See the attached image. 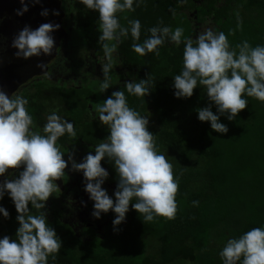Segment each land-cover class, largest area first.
I'll use <instances>...</instances> for the list:
<instances>
[{"label": "trees", "instance_id": "16d2710c", "mask_svg": "<svg viewBox=\"0 0 264 264\" xmlns=\"http://www.w3.org/2000/svg\"><path fill=\"white\" fill-rule=\"evenodd\" d=\"M136 2L134 12L117 13V18L125 27L129 26L128 20L140 21L141 43L150 35L148 29L159 22L173 31L182 27L184 37L195 40L200 25L209 21L214 24V32L228 37L230 49L238 52L236 46L243 41L252 47L264 46V0H142L139 7ZM78 11L85 30V52L92 54L93 49L95 52V48L102 47L95 40L102 35L97 33L99 13L85 5ZM132 43L129 33L118 46V53L128 65L130 82L152 76L154 87L144 98L129 94L125 82L114 91H123L128 106L141 116L146 115L149 120L148 115H152L154 123L149 121L148 131L154 135L158 154L165 155L173 165L179 183L176 218L156 216L153 221L144 222L143 214L131 206L136 202L133 198L118 233L100 237L95 229L85 227L84 237L54 215L46 222L61 240V249L56 260L50 257L49 263L223 264L220 252L229 239L239 238L253 228H264V102L245 94L247 107L229 121L227 113H218L206 88L199 83L191 97L177 98L174 77L183 70L184 44L166 40L159 47L158 56H141L132 50ZM110 77L113 82L114 77ZM102 82L94 90L62 88V95L57 96L59 104L53 107L59 116L74 124L75 138L83 143L79 150L83 157L87 149L95 155L96 146L106 142L109 135L108 126L89 114L94 110L91 101L98 99ZM114 91H108L109 97ZM81 93L86 96L84 99ZM208 106L219 116V122L228 127L227 133H217L210 122L198 119L197 110ZM63 137L66 142L72 138L67 133ZM101 166L108 172L107 180L117 186L119 176L114 162L105 157ZM4 198L6 210L10 206L4 236L14 240L20 226L18 213L7 192ZM193 201H198V205L193 206ZM29 209L30 214H38L31 204ZM106 215L107 227L113 225L116 214L110 209Z\"/></svg>", "mask_w": 264, "mask_h": 264}, {"label": "clouds", "instance_id": "9594fccd", "mask_svg": "<svg viewBox=\"0 0 264 264\" xmlns=\"http://www.w3.org/2000/svg\"><path fill=\"white\" fill-rule=\"evenodd\" d=\"M40 0H31L37 4ZM88 9L99 13V43L102 46L106 63L102 66L103 82L100 92L111 86L110 71L116 66L115 54L118 45L129 36L133 39L132 50L141 56L148 53L159 55V47L166 40L176 45L184 44L183 70L174 77V95L177 98H189L199 85L206 88L209 101L217 106L220 115L228 114L232 121L244 110L248 102L244 97H254L264 102V46L252 47L247 41L230 49L228 37L207 29L195 40L184 37V29L170 26H157L148 29L150 35L140 42L141 23L128 20V27L122 26L117 13L134 12V0H80ZM183 2V0H181ZM21 9L16 15L28 11V4L20 0ZM142 0H137L136 7ZM175 14L174 10H170ZM44 9L40 15L47 17ZM53 15L59 12L53 11ZM59 24L44 23L32 30L25 25L13 38L11 47L17 49V58L28 59L51 55L54 38L50 33L56 31ZM237 27H240L238 23ZM195 44V46H194ZM36 67L44 71L45 63ZM230 72V75H229ZM129 94L137 97L149 95L154 87V77L147 76L139 82H126ZM29 101L20 96L7 95L0 91V176L8 169L24 170L16 179H5L0 184V199L7 192L14 202L19 228L16 239L8 236L0 239V264H49V258L55 261L61 249V240L55 230L46 222L45 202L53 193L60 191L55 183L65 177V168L71 163V170L83 172L85 191L94 201L92 216L99 219L101 213L110 209L116 214L113 225L125 220L131 206L143 214L144 222H151L156 216L174 220L177 213L176 195L179 190L178 179L174 176L173 165L163 154H158L154 135L148 131L149 120L128 106L125 93L114 91L103 103L96 105V112L101 124L108 126L106 142L95 148V155L87 154L83 162L77 163L74 153L65 161L64 153L57 145L60 137L67 133L75 138L77 133L72 122H68L53 111L47 116L43 135L34 131L33 117L26 105ZM201 122H210L211 129L217 133H227L228 127L219 122V116L213 114L210 106L197 110ZM150 115V114H149ZM108 158L114 162L119 176L115 203L101 185L108 177V172L101 166V161ZM9 175H11L9 173ZM182 175V173H181ZM193 201V206L198 205ZM31 208L38 214H30ZM0 214L8 218L9 213L0 207ZM223 264H264V228H253L239 238L229 239L220 252Z\"/></svg>", "mask_w": 264, "mask_h": 264}, {"label": "flooded vegetation", "instance_id": "af4514ba", "mask_svg": "<svg viewBox=\"0 0 264 264\" xmlns=\"http://www.w3.org/2000/svg\"><path fill=\"white\" fill-rule=\"evenodd\" d=\"M2 2H5V0H0V3ZM8 2L11 4L9 6L6 5L0 10V91L13 97L20 95L29 101L26 107L29 114L33 117V130L40 132V134L43 135V127L47 122V116L50 115V112H53V107L59 104L57 96L59 97V95H62V88L66 90L75 89V91H80L82 88L94 90V87L99 85L98 82L104 79L102 66L106 63V58L103 49L100 46L95 48V52L93 49L92 54L86 53V47H84V50L80 53L78 59H74L64 54L66 40L68 39L69 34H74V31H71L68 26V17L72 16V18L74 17L76 19V26L78 27L77 31L84 30L83 22H80L79 20L80 12L78 9L84 8V5L80 3V0H40L37 4L31 3V0H24V2L28 4V11L20 16L16 15V11L22 7L20 0H9ZM1 8L2 6H0V9ZM44 9L49 11L47 17L40 15ZM53 11L59 12V15H53ZM44 23L60 25L56 31L50 33L54 38L52 54H42L39 57H31L28 59L17 58L14 55L17 49L11 47L13 38L25 25H28L32 30H35ZM79 40L82 42L83 37H80ZM95 40L96 44L100 45L98 36ZM124 42L125 39L118 46ZM115 59L116 66L109 73L114 77V80L111 82L110 88L107 91H104L107 98H109L108 91L112 92L119 85H123L124 82L126 83L132 80L128 77V65L125 57L120 53H117L115 54ZM38 63L47 64L46 69L42 71L40 68L36 67ZM66 64L69 65L68 69L70 71L68 72L65 71ZM63 78H67V80H64ZM98 92H100V87ZM85 97L86 96L81 93V98L84 99ZM107 98L103 99V101ZM52 104L54 105L52 106ZM91 112H89L91 118L99 120L96 115L92 116ZM62 138L63 142L58 141L57 143L67 145L70 139L66 142L63 136ZM80 149L81 147L79 146V150ZM90 152L92 151L87 149L85 153L87 154ZM78 153L81 152H77V157L75 158L76 162H83V156L78 157ZM65 157H67V155ZM23 170V165L19 169H8L4 175L0 176V184H2L5 179L12 180L15 177L18 178V175ZM64 171L66 174H69L67 167ZM9 173L11 175H9ZM62 181L68 182V180L64 181L63 177L61 180L55 181L59 189L63 188ZM113 185L114 183L109 182L107 179L101 185L110 198L114 197L113 191L110 190V188H114ZM114 186L116 187V185ZM85 201L89 207H93L91 204H93L94 201L91 199ZM113 201L115 200L113 199ZM0 207L6 209L4 196L0 199ZM7 211L10 213V206ZM53 211L54 214L52 215V218L54 215H57V210L55 208H53ZM0 219V226L3 225L4 227V232L0 239H3L4 235H6V223L2 214H0ZM101 235V232H98V236Z\"/></svg>", "mask_w": 264, "mask_h": 264}, {"label": "rangeland", "instance_id": "374dc122", "mask_svg": "<svg viewBox=\"0 0 264 264\" xmlns=\"http://www.w3.org/2000/svg\"><path fill=\"white\" fill-rule=\"evenodd\" d=\"M68 26L70 27L71 31H74V34L73 33L69 34V37L66 40L64 54L74 59H78L80 53L84 50L85 47L83 43L79 40V38L83 36L85 30L77 31L78 27L76 26V19L74 17L72 18V16L68 17ZM207 29H211L214 31V24H212L209 21L201 24L198 29V33L201 34ZM97 32H100L99 26L97 28ZM65 66H66L65 71L66 72L70 71L68 69L69 65L66 64ZM63 79L67 80V78H63ZM97 97L98 99L91 101L94 106V110L91 112L92 116L98 114L95 110L96 105L98 103H103V99L107 98L104 92L103 93L98 92ZM148 116H149V121L151 123H154L152 115L150 114ZM58 141L63 142V138L60 137ZM57 145L60 146V150L64 153L63 158L65 159V161H67L68 160L67 157L71 153H74L73 156L74 159L77 157L79 146H83V143L79 141L77 138H70V141L67 143V145H61L59 143H57ZM90 153L92 154V152ZM87 154H85V156ZM66 155L67 157H65ZM79 156L80 153H78V157ZM67 168L69 170L68 171L69 174L65 173V177H63V179L64 181L68 180V182L62 181L63 188H61L60 191L53 193V195L50 196L49 199L45 202V208L42 211L46 212V221H50L52 219V215L54 214L53 208H55L57 210V215L61 218V220L67 222L71 226V228L74 229L75 233H81L84 237H86V234L82 233V231H84L83 229L85 227H93L97 231V233L101 232V234L104 236H109L110 233L112 235L118 233L117 230L119 225L116 226L109 225L108 227H106L108 216L105 215V213H101L99 219L94 218L92 216V212L94 211V208L89 207L85 201V200L87 201L90 200V195L86 193V191L84 190L83 184L85 182L83 181L84 180L83 172L72 171L71 164L69 163ZM13 179H16V177ZM65 185L67 190L65 189ZM113 187L115 189L110 188V190H112L113 193H115L116 187L114 185ZM112 199L115 200V196L112 197ZM3 229H4L3 225L0 226V237L4 232ZM102 235L100 237H102Z\"/></svg>", "mask_w": 264, "mask_h": 264}, {"label": "water", "instance_id": "95a60500", "mask_svg": "<svg viewBox=\"0 0 264 264\" xmlns=\"http://www.w3.org/2000/svg\"><path fill=\"white\" fill-rule=\"evenodd\" d=\"M9 0H5V2H2V3H0L1 5L0 6H2V8L0 9V10H2L6 5L7 6H9L11 3L10 2H8ZM15 1V0H14Z\"/></svg>", "mask_w": 264, "mask_h": 264}]
</instances>
